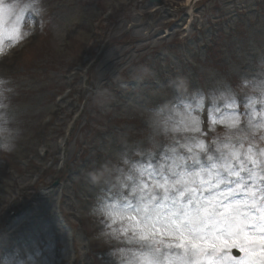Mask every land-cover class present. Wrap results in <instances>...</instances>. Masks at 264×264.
I'll return each instance as SVG.
<instances>
[{
	"label": "clouds",
	"instance_id": "clouds-1",
	"mask_svg": "<svg viewBox=\"0 0 264 264\" xmlns=\"http://www.w3.org/2000/svg\"><path fill=\"white\" fill-rule=\"evenodd\" d=\"M57 28L46 0H0V66ZM201 76L203 86L180 72L161 85L138 64L114 78L155 87L121 108L108 137L118 147L73 177L89 195L98 264H264V52ZM26 91L0 68V163L25 135ZM91 104L106 116L120 98L99 87ZM46 240L0 228V264H56Z\"/></svg>",
	"mask_w": 264,
	"mask_h": 264
},
{
	"label": "rangeland",
	"instance_id": "rangeland-1",
	"mask_svg": "<svg viewBox=\"0 0 264 264\" xmlns=\"http://www.w3.org/2000/svg\"><path fill=\"white\" fill-rule=\"evenodd\" d=\"M185 3L165 0L166 9L153 11L149 0H46L58 28L0 66L27 88L21 100L29 112L17 151L0 163V228L14 241L47 237L56 264H98L85 215L89 195L73 177L118 147L108 137L125 123L121 108L155 87L129 81L119 89L114 78L127 80L133 66L147 64L161 85L180 72L203 86L202 68L264 52V0H199L181 9ZM99 87L120 98L113 114L100 116L91 104Z\"/></svg>",
	"mask_w": 264,
	"mask_h": 264
},
{
	"label": "bare ground",
	"instance_id": "bare-ground-1",
	"mask_svg": "<svg viewBox=\"0 0 264 264\" xmlns=\"http://www.w3.org/2000/svg\"><path fill=\"white\" fill-rule=\"evenodd\" d=\"M194 0H187V3L192 5Z\"/></svg>",
	"mask_w": 264,
	"mask_h": 264
}]
</instances>
